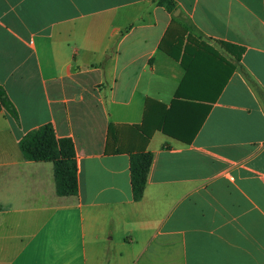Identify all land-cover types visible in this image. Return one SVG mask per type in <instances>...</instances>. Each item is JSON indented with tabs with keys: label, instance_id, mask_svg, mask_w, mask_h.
<instances>
[{
	"label": "crops",
	"instance_id": "1",
	"mask_svg": "<svg viewBox=\"0 0 264 264\" xmlns=\"http://www.w3.org/2000/svg\"><path fill=\"white\" fill-rule=\"evenodd\" d=\"M175 3L0 0L18 113L0 110V264H264V0ZM178 39L187 72L164 50ZM44 123L73 143L74 194L20 150ZM136 151L152 153L138 200Z\"/></svg>",
	"mask_w": 264,
	"mask_h": 264
},
{
	"label": "trees",
	"instance_id": "2",
	"mask_svg": "<svg viewBox=\"0 0 264 264\" xmlns=\"http://www.w3.org/2000/svg\"><path fill=\"white\" fill-rule=\"evenodd\" d=\"M160 6L165 7L168 11H173L176 7L175 0H155ZM189 42L196 41L190 35L187 36ZM218 43L225 46V42L218 41ZM230 46L236 48L234 57L239 60L240 54L243 51V47L230 44ZM212 55L218 57L224 61L222 56L210 46H206ZM226 47L227 46L226 44ZM165 52L174 58L179 60L182 67L187 71L189 68L185 62V55L187 53L186 43L182 46V41L178 39V44L171 49H164ZM234 64L229 63V69L225 72L224 76L215 84L213 96L200 99L204 101H213L216 95L222 88L227 76L233 70ZM181 87H179L175 96H179ZM205 109L201 113L200 119L197 123V127L206 115L209 105L205 104ZM0 110L7 112L15 121L18 120L17 110L6 94L4 88L0 85ZM144 132V138L149 136V132ZM111 133V124L108 125V134ZM109 136V135H108ZM189 140V139H188ZM19 147L24 157L32 161H52L54 164V175L56 182L57 192L61 195H70L76 192L77 180H76V160L74 146L70 138L62 137L57 138L55 136L53 127L50 123H44L36 128H33L23 134L19 139ZM152 161V153L149 151H136L129 153V173H130V185L132 196L134 200L140 199L146 182V176Z\"/></svg>",
	"mask_w": 264,
	"mask_h": 264
},
{
	"label": "water",
	"instance_id": "3",
	"mask_svg": "<svg viewBox=\"0 0 264 264\" xmlns=\"http://www.w3.org/2000/svg\"><path fill=\"white\" fill-rule=\"evenodd\" d=\"M178 10V9H175V11Z\"/></svg>",
	"mask_w": 264,
	"mask_h": 264
}]
</instances>
